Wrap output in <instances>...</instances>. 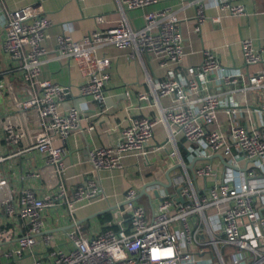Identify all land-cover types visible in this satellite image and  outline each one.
<instances>
[{"label":"built area","instance_id":"obj_1","mask_svg":"<svg viewBox=\"0 0 264 264\" xmlns=\"http://www.w3.org/2000/svg\"><path fill=\"white\" fill-rule=\"evenodd\" d=\"M116 1L117 20L96 16L98 26L81 39L59 33L53 58L74 60L85 76L80 93L102 103L111 59L99 54V49L130 48L132 57L142 63L149 85L138 96L150 99L159 111L154 116H131L116 143L89 148L92 173L68 187L63 181L65 142L71 134L90 132L95 125L79 105L63 106L66 85L41 78L50 52L47 30L53 24L42 3L5 10L0 0L1 44L11 68L30 89L27 98L17 99L24 109L36 111L41 125L32 142L25 144L21 124L9 119L10 110L0 111V264H18L37 245L33 264H264V99L254 109L263 111L261 119L259 112H238L232 103V96L264 89L263 49L251 37L240 40L245 63L261 64L252 72L226 68L218 49L208 47L199 64L179 73L177 66L185 55L179 10L173 6L147 10L145 23L136 27L129 10L159 0ZM190 5L196 9V30L208 18L221 21V15L208 16L206 0H187L182 8ZM214 5L231 15L249 14L246 5L236 0H215ZM145 55L158 57L167 68L157 81ZM4 76L14 90L9 74ZM0 88L7 90L2 79ZM169 95L176 102L163 106L161 98ZM241 103L251 106L245 100ZM242 114L248 122L240 121ZM159 123L165 125L167 139L157 148L173 146L168 151L173 160L168 175L157 180L164 184H145L148 194L130 186L115 205L117 220L86 234L75 216L76 204L107 197L100 171L122 168L125 155L142 154L149 160ZM22 152L43 156L38 162L41 175L37 160L27 167L26 175L44 178L51 205L66 204L74 226L48 230L42 186L31 180L22 187L12 186L3 163Z\"/></svg>","mask_w":264,"mask_h":264},{"label":"crops","instance_id":"obj_2","mask_svg":"<svg viewBox=\"0 0 264 264\" xmlns=\"http://www.w3.org/2000/svg\"><path fill=\"white\" fill-rule=\"evenodd\" d=\"M40 1L45 12L53 20V24L47 30L46 44L50 48L48 59L42 65L41 78H50L67 86V94L63 106L73 104L79 105L89 115V120L94 123L95 128L86 133H73L66 142L64 164L66 172L63 181L66 186H74L84 181L92 173L93 166L88 160L87 150L91 147L116 143L119 138L120 128L125 125L131 116L135 115H157L158 107L148 98H139L140 91H148L149 85L146 80V71L142 63L131 55L130 48L105 46L99 49V54L108 55L111 59L110 80L106 86V97L104 102L97 103L89 101V97L80 93L79 85L84 79L83 71L74 60H58L53 58L56 36L61 32H68L74 38L81 39L88 32L98 26L96 16L102 15L107 20L119 18L116 0H3L5 10H11L18 6ZM187 0H159L145 8L129 10V16L134 26L140 27L145 23L144 13L147 10L173 6L179 11V25L184 38L185 55L177 66L179 73L188 66L199 64L203 60V50L215 47L221 55V61L226 68H241L254 71L261 64L247 65L244 61L240 40L243 37H251L257 47L263 49L264 53V0H236L246 5L248 15H231L225 10H219L215 0H206L207 14L209 17L221 15L219 23L208 18L202 25L201 30H196L197 25L195 6L184 8ZM3 32L0 28V83L5 74L14 87L18 99H25L30 95L29 87L23 82L20 74L10 66L8 55L1 44ZM146 64L155 81L163 76L166 67L162 66L159 58L154 55H145ZM12 65V64H11ZM7 78V77H6ZM5 85V84H4ZM1 90V88H0ZM0 91V111L10 110L13 112L12 100L9 94ZM264 99V89L248 90L241 96H232V103L236 105L238 112H263L255 111ZM245 100L249 105L246 108L241 102ZM176 102L174 95L161 98L163 106H169ZM258 105V106H257ZM9 117L11 121L20 122V118L14 112ZM224 112V111H222ZM261 119V113L258 114ZM245 114L240 116V121L248 122ZM26 121L30 132V142L25 137L24 143L30 144L41 128L40 120L36 111L32 108L26 112ZM224 124V123H223ZM167 131L163 123L155 126V134L150 145L149 160L142 154L129 153L124 156V166L115 170H101L100 177L107 197L97 198L93 201H81L76 204L75 216L82 219V229L88 235H93L102 226L114 222L118 218L115 205L123 199V194L130 186L143 190L145 184L165 180L167 170L172 166V157L168 154L173 146L168 144L167 148H157L159 143L165 142ZM43 161V156L35 152H22L13 154L4 161V170L14 188L22 187L31 180L42 186L40 177H27V167ZM45 181V180H44ZM154 188V187H153ZM43 189V187H42ZM44 192V191H43ZM113 206L107 210L108 207ZM50 212L54 218V224ZM47 210L46 221L48 230L54 227L63 231L74 224L67 205L59 203L52 206V211ZM3 219V207L0 206V220ZM70 226V227H68ZM37 245L33 253H26L18 264H33L34 254H37Z\"/></svg>","mask_w":264,"mask_h":264},{"label":"water","instance_id":"obj_3","mask_svg":"<svg viewBox=\"0 0 264 264\" xmlns=\"http://www.w3.org/2000/svg\"><path fill=\"white\" fill-rule=\"evenodd\" d=\"M0 69H1V67H0ZM2 80H3L4 84H5V87H6V89H7V92H8V94H9V97H10L11 100H12V104H13L14 112L19 116V118H20V122H21V126H22V128H23V131H24V133H25V136H26V138L28 139V141L30 142V132H29V128H28L27 121H26V112H28V111L31 110V109H27V110L24 109V108L20 105L19 100L17 99V96L15 95L14 90H13V88H12L10 82L8 81V79H7L6 77H3ZM35 160H36V159H35ZM222 160L226 163V160H225L223 157H222ZM35 164H36V169H37L39 175H41L42 172H41V169H40V167H39V165H38V162L35 161ZM167 175H168V172H167ZM40 178H41V183H42L43 191H44V194H45V197H46V201H47V207H48V210H49V212H50V211H52V205H51L50 199H49V197H48V192H47V189H46L45 181H44V178H43L42 176H41ZM156 183L164 184L162 181H156ZM142 191H143V192L145 191V193L148 194V192H147V190H146V186H144V188H143ZM121 204H122V202L120 203V205H121ZM112 207H113V206L108 207L107 210L111 209ZM101 212H103V211H100V212H97V213H95V214H92L91 216H93V215H97V214H99V213H101ZM50 215H51V218H52V222H53V224H54L55 222H54V218H53V215H52L51 212H50ZM91 216H87V217H85V218H82V219L79 220V222L85 221V220H87L88 218H90ZM70 226H74V224H72V225H70ZM70 226H68V227H70ZM53 230H59V228L54 227V228L51 229V231H53Z\"/></svg>","mask_w":264,"mask_h":264},{"label":"rangeland","instance_id":"obj_4","mask_svg":"<svg viewBox=\"0 0 264 264\" xmlns=\"http://www.w3.org/2000/svg\"><path fill=\"white\" fill-rule=\"evenodd\" d=\"M84 231V230H83Z\"/></svg>","mask_w":264,"mask_h":264}]
</instances>
